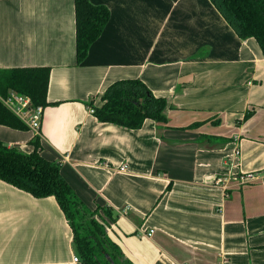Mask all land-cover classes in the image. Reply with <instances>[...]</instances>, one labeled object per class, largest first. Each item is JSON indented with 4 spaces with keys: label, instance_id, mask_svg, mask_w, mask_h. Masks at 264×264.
Wrapping results in <instances>:
<instances>
[{
    "label": "crops",
    "instance_id": "crops-1",
    "mask_svg": "<svg viewBox=\"0 0 264 264\" xmlns=\"http://www.w3.org/2000/svg\"><path fill=\"white\" fill-rule=\"evenodd\" d=\"M90 2L110 15L77 63L73 0H0V68L50 67L41 155L90 209L111 210L99 219L133 264H264L258 43L238 37L211 0ZM127 78L167 100L165 122L129 129L93 115L90 104ZM34 135L0 125V140L25 152ZM74 254L55 198L0 180V264Z\"/></svg>",
    "mask_w": 264,
    "mask_h": 264
},
{
    "label": "trees",
    "instance_id": "trees-1",
    "mask_svg": "<svg viewBox=\"0 0 264 264\" xmlns=\"http://www.w3.org/2000/svg\"><path fill=\"white\" fill-rule=\"evenodd\" d=\"M75 15V55L81 62L91 43L101 34L109 19L104 5L90 0H73ZM238 37H252L264 56V0H211ZM50 67L30 66L0 68V97L15 91L30 97L34 106H46ZM100 106L91 105L100 122L129 129L141 127L145 119L165 122L167 100L156 97L139 78L116 80L104 90ZM245 113L244 119L249 117ZM0 125L26 130L28 126L0 99ZM33 149L25 152L0 140V180L35 198L53 196L73 233L75 253L81 264H133L108 235L99 219V210L113 218L111 210L96 206L90 209L60 174L58 163L41 155L40 137L30 140Z\"/></svg>",
    "mask_w": 264,
    "mask_h": 264
},
{
    "label": "built area",
    "instance_id": "built-area-1",
    "mask_svg": "<svg viewBox=\"0 0 264 264\" xmlns=\"http://www.w3.org/2000/svg\"><path fill=\"white\" fill-rule=\"evenodd\" d=\"M3 104L18 116L27 126L32 129L36 134L40 133V126L43 115L42 106H34L30 97L15 91H9L5 97H0ZM124 166L122 167V169ZM254 173L247 172L240 181L243 183L247 180L253 179ZM221 179L218 178L216 183H220ZM153 230H150L148 235H151ZM67 264H81L80 258L77 254L72 255Z\"/></svg>",
    "mask_w": 264,
    "mask_h": 264
},
{
    "label": "rangeland",
    "instance_id": "rangeland-1",
    "mask_svg": "<svg viewBox=\"0 0 264 264\" xmlns=\"http://www.w3.org/2000/svg\"><path fill=\"white\" fill-rule=\"evenodd\" d=\"M99 217V216H98Z\"/></svg>",
    "mask_w": 264,
    "mask_h": 264
}]
</instances>
